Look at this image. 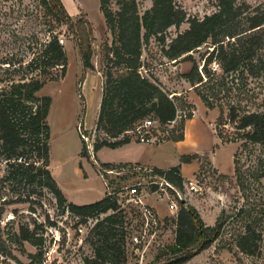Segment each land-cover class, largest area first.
Wrapping results in <instances>:
<instances>
[{"label": "rangeland", "instance_id": "obj_1", "mask_svg": "<svg viewBox=\"0 0 264 264\" xmlns=\"http://www.w3.org/2000/svg\"><path fill=\"white\" fill-rule=\"evenodd\" d=\"M62 1L73 16L72 22L82 18L93 28L91 43L94 69L83 66L78 36L71 22L61 25L56 23L42 0H0V83L4 86L12 80L35 76L37 70L27 67V63L44 50L52 33L64 38L63 45L68 55L66 75H61V67L51 69L56 79L48 80L39 94L52 98L48 117L51 127L52 173L69 202L88 204L106 196L111 197L110 192L123 184L134 183L137 176L107 175L110 187L106 186L101 173L108 163L102 160H115L125 155L126 151H114L109 147L98 151L94 149L95 143L106 137L105 133L97 130V119L109 65L105 59V49L107 45L119 44L117 36L107 25L100 10V0ZM137 2L140 15L153 5L152 0ZM177 2L189 17L202 18L218 9V0ZM237 2L257 6L264 0ZM112 9H119L118 2H113ZM188 27V22L179 27L172 26L166 33L167 41L170 42ZM208 49L210 45H203L192 53L200 67L204 65L203 57ZM141 59L142 73L157 80L177 106L197 109L190 102L189 96L198 97L204 104L200 94L213 96L211 100L214 104L205 105L214 109L211 112L219 113L213 128L222 141L234 145V171L220 172L213 167L208 157H204L197 172L189 178L183 177L181 187L174 184L175 189L170 188L162 197L154 194V187L148 186L145 199L156 213L158 225L156 228L153 225L141 245L135 244L133 236L143 233L144 218L135 208L117 207L98 216L83 217L67 207H59L51 194L46 196L44 207L37 208L35 212L28 203L11 205L0 221V264H42L44 261L47 264H86V259L95 257L96 249L105 245L104 241L118 242L117 245L122 243L121 252L114 250L110 255L107 254V264H139L143 255L144 264L156 262L162 250L175 242L181 201L185 202V207H195L206 226L215 225L220 216L226 219L219 238L185 264H264V224L258 227L263 233L260 254H245L236 245V239L245 230V225L255 221L261 214L264 215V177L260 176L264 144L247 140L244 135L251 128L242 129L238 126L244 114L264 110V66L258 76L237 74L231 79L232 74L226 76L221 65L215 61L209 66L214 72L213 79L207 85L195 88L182 76L188 67H192L193 62L180 59L176 62L167 58L155 36L144 44ZM5 61L13 65L3 63ZM222 79H225L223 86L219 85ZM212 85H216L215 88H209ZM233 107L238 115L236 121H232L229 116ZM133 140H136L135 137ZM84 146L88 150L86 156L82 155ZM164 147L165 154L173 148L168 144ZM192 184L195 190L191 189ZM172 202L176 203L175 207H171ZM241 209L244 212L239 213ZM111 215H115L117 221L104 220ZM101 221L104 226L98 229L97 224ZM25 223H29L31 229L43 237L42 246L27 241L16 242L10 238ZM107 226L113 227L116 235L104 239L103 231H108ZM39 251L43 252L41 262L31 256ZM169 256H162V259ZM163 262L157 261V264Z\"/></svg>", "mask_w": 264, "mask_h": 264}, {"label": "trees", "instance_id": "obj_2", "mask_svg": "<svg viewBox=\"0 0 264 264\" xmlns=\"http://www.w3.org/2000/svg\"><path fill=\"white\" fill-rule=\"evenodd\" d=\"M114 1L119 4L117 11L112 9ZM152 1V7L140 15L137 0H100V10L119 44L107 45L105 49V59L109 65L97 130L105 133L106 137L95 143L96 151L103 147L117 148L130 143L134 135L126 131L134 129L145 119H155L165 125L176 117L177 105L174 99L157 80L141 72L143 46L153 36L162 45V52L167 58L176 62L179 59L193 62L191 69L182 76L195 88L207 85L213 79L214 72L209 66L215 61L221 65L226 76L232 74L231 79L237 74L258 76L264 66V2L252 6L248 2L238 3L237 0H218L215 12L198 18L189 17L177 0ZM42 2L56 23L61 25L71 22L78 36L83 66L94 69L91 24L82 18L72 22L73 16L62 0ZM184 22H188L189 27L168 42L167 31ZM51 30H54L53 26ZM203 45H210V49L203 57V67H200L192 53ZM3 63L13 65L10 61ZM27 67L37 70L36 75L29 79L12 80L4 86L0 83V221L7 207L17 203H28L34 212L44 207L48 194L53 196L62 209L67 207L83 217L98 216L109 209H116L118 203L110 196L88 204L69 202L50 168L51 127L48 117L52 98L49 95L42 96L39 92L48 80L56 79L51 69L61 67L62 76L67 72L68 55L57 34H51L44 50L32 58ZM223 80L219 85L223 84ZM200 96L205 104H214L212 95ZM229 116L232 121H236L238 115L234 107ZM185 122L183 119L171 130L169 140L184 139ZM238 126L242 129L251 128L244 135L247 140L264 144V110L244 114ZM87 151L84 146L82 155L86 156ZM197 157L183 156L182 162ZM110 166L106 164V167ZM155 170L165 173L173 184L182 186L184 178L181 164ZM260 174L264 177V160ZM180 203L182 208L178 214L175 242L166 246L157 256L156 262L150 264H157L161 260L164 261L162 264H185L208 248L222 233L225 218L220 216L215 225L206 226L195 207H185L184 201ZM241 212L244 210L241 209ZM114 217L111 215L104 220L117 221ZM103 221L97 224L98 229L104 226ZM263 224L264 215L261 214L255 221L245 225V230L236 239L241 252L248 255L261 253L263 233L258 227ZM107 228L108 231H103L104 239L116 235L113 227ZM10 238L21 243L27 241L38 247L44 241L42 236L31 229L29 223L20 225L19 231L14 232ZM104 244L96 249L95 257L86 259V264H107V254L110 255L114 250L122 251V243L117 245L118 242L104 241ZM169 254V257L162 259V256ZM31 256L36 261H43L42 251Z\"/></svg>", "mask_w": 264, "mask_h": 264}, {"label": "crops", "instance_id": "obj_3", "mask_svg": "<svg viewBox=\"0 0 264 264\" xmlns=\"http://www.w3.org/2000/svg\"><path fill=\"white\" fill-rule=\"evenodd\" d=\"M190 68L188 67L184 73L188 72ZM189 99L191 103L196 105L199 114L186 120L183 140H166L161 143L149 145L132 140L130 143L120 147L109 148L114 151H126L125 155L115 160H101L110 164L146 165L154 169H169L172 166L181 164L182 176L189 178L201 168L202 159L208 157V160H210L214 168L223 173H232L235 165L234 145L224 143L213 128L219 113L211 112L214 109L211 110L198 97L189 96ZM167 144L173 146V148L169 150L168 154H165L166 147L164 146ZM188 155H197L198 157L187 162H182V157Z\"/></svg>", "mask_w": 264, "mask_h": 264}, {"label": "built area", "instance_id": "obj_4", "mask_svg": "<svg viewBox=\"0 0 264 264\" xmlns=\"http://www.w3.org/2000/svg\"><path fill=\"white\" fill-rule=\"evenodd\" d=\"M59 41L63 44L65 40L64 38H59ZM198 114V110L193 107L182 108L177 106L176 117L169 123L162 125L158 120L145 119L143 123L137 124L134 129L127 130L126 132L134 135L138 143L157 144L166 141L171 136V130L178 121L180 122L183 119L188 120ZM101 174L103 181L108 187H110V180L107 178V175L122 177L131 174L137 176V180L134 183L123 184L109 194L111 198H115L120 209L131 207L139 210L142 214L144 218L143 233L133 236L135 244L141 245L144 242L146 234L153 228V225H155V228L158 225L157 215L149 207L145 199L148 195V186L154 187V194L162 197L163 193H167L170 188L175 189L174 184L167 178L165 173H159L153 167L139 164L104 167ZM191 189H196L193 184L191 185ZM175 205V202L171 203V207H175ZM42 264H47V262L44 261ZM139 264H144V255L139 260Z\"/></svg>", "mask_w": 264, "mask_h": 264}]
</instances>
